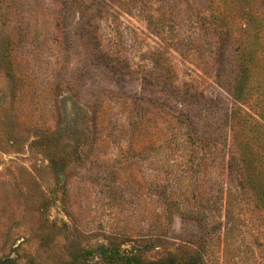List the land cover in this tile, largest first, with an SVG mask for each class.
Returning a JSON list of instances; mask_svg holds the SVG:
<instances>
[{"label": "rangeland", "instance_id": "rangeland-1", "mask_svg": "<svg viewBox=\"0 0 264 264\" xmlns=\"http://www.w3.org/2000/svg\"><path fill=\"white\" fill-rule=\"evenodd\" d=\"M117 255L264 264V0H0V264Z\"/></svg>", "mask_w": 264, "mask_h": 264}, {"label": "trees", "instance_id": "trees-1", "mask_svg": "<svg viewBox=\"0 0 264 264\" xmlns=\"http://www.w3.org/2000/svg\"><path fill=\"white\" fill-rule=\"evenodd\" d=\"M115 259V258H114ZM112 262H114L115 264H137L134 262L133 257L131 256H118L115 260H113Z\"/></svg>", "mask_w": 264, "mask_h": 264}]
</instances>
